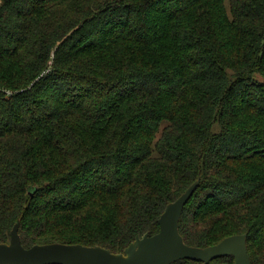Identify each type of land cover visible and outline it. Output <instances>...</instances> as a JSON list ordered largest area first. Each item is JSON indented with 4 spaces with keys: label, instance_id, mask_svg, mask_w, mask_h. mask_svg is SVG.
Segmentation results:
<instances>
[{
    "label": "trees",
    "instance_id": "trees-1",
    "mask_svg": "<svg viewBox=\"0 0 264 264\" xmlns=\"http://www.w3.org/2000/svg\"><path fill=\"white\" fill-rule=\"evenodd\" d=\"M198 180L185 244L264 264V0H0V244L123 253Z\"/></svg>",
    "mask_w": 264,
    "mask_h": 264
},
{
    "label": "water",
    "instance_id": "water-1",
    "mask_svg": "<svg viewBox=\"0 0 264 264\" xmlns=\"http://www.w3.org/2000/svg\"><path fill=\"white\" fill-rule=\"evenodd\" d=\"M199 184L200 180L167 206L159 220L158 234L138 236L123 253L115 254L98 246L59 243L25 249L21 243L18 221L11 232L10 243L0 244V264H173L183 260L208 264L224 257H234L236 264H251L246 235L226 238L208 248H194L185 244L179 222L185 205Z\"/></svg>",
    "mask_w": 264,
    "mask_h": 264
}]
</instances>
